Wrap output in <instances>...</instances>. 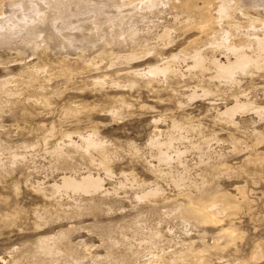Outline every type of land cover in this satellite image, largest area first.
Masks as SVG:
<instances>
[{
    "label": "rangeland",
    "instance_id": "rangeland-1",
    "mask_svg": "<svg viewBox=\"0 0 264 264\" xmlns=\"http://www.w3.org/2000/svg\"><path fill=\"white\" fill-rule=\"evenodd\" d=\"M58 2L0 0V264H264V0Z\"/></svg>",
    "mask_w": 264,
    "mask_h": 264
},
{
    "label": "bare ground",
    "instance_id": "bare-ground-1",
    "mask_svg": "<svg viewBox=\"0 0 264 264\" xmlns=\"http://www.w3.org/2000/svg\"><path fill=\"white\" fill-rule=\"evenodd\" d=\"M53 3L54 2H56L57 0H51ZM62 1V0H61ZM60 0H59V2H61ZM69 2V0H66V2ZM155 1V0H154ZM59 2H58V4H59ZM65 2V3H66ZM61 3H63V2H61ZM60 3V4H61ZM64 3V4H65ZM56 4V3H55ZM57 4V5H58ZM67 4V3H66ZM65 4V5H66ZM63 5V4H62ZM44 6V5H43ZM34 9V8H33ZM32 9V11H34ZM63 9V8H62ZM222 9V8H221ZM230 9V8H229ZM36 11V10H35ZM62 11V10H61ZM37 12V11H36ZM40 12V11H39ZM208 18V17H207ZM205 20H207V19H205ZM208 21V20H207ZM207 21H204V22H207ZM210 21V20H209ZM262 40V39H261ZM233 46V45H232ZM237 47V46H236ZM262 48H263V46H262ZM241 55V57H244L245 58V56L244 55H242V54H240ZM237 57H239V56H237ZM237 57H236V59H237ZM240 58V57H239ZM241 58V59H238L239 61H241L242 63L246 60V61H248L249 59L248 58ZM235 59V60H236ZM243 59H244V61H243ZM238 61V62H239ZM245 61V62H246ZM235 62V61H234ZM240 62V63H241ZM237 63L235 62V65H236ZM231 64H229L228 66H230ZM237 65H239V64H237ZM241 65H244V64H241ZM240 65V66H241ZM231 67V66H230ZM234 67V66H233ZM232 68V67H231ZM230 68V69H231ZM221 69V68H220ZM228 70H229V68H227ZM226 69V70H227ZM233 69V68H232ZM225 69H223V71H224ZM226 70H225V72H226ZM228 70H227V73H228ZM221 71V70H220ZM223 71H221V72H223ZM233 71H235V70H233ZM233 71L231 70V72L233 73ZM229 74V73H228ZM238 105L239 104H237V106L235 107V109L237 108L238 109ZM233 107V106H232ZM228 108L227 109V113H229L230 111L232 112L233 111V109H234V107L233 108ZM240 107V106H239ZM243 107V106H242ZM242 107H241V109H242ZM234 109V110H235ZM240 109V108H239ZM81 179V178H80ZM100 183L101 182H99V180H95V179H92L90 176H86L85 178H83L82 177V179L80 180V181H76V180H74V178H70V177H64L63 178V180H62V186H59V188L61 187V188H64L65 187V189L66 188H70V190L72 189V191L74 190V189H78V190H80V189H84V191H85V189L86 190H88V189H90L92 186L94 187V188H92V189H95L96 187V189H98L99 187H100ZM56 186V185H55ZM91 186V187H90ZM99 186V187H98ZM60 188V189H61ZM88 188V189H87ZM59 189V190H60ZM77 190V191H78ZM100 190V189H99ZM75 192V191H74ZM228 195V194H227ZM227 195L225 196V197H227ZM215 196V195H214ZM212 198V197H211ZM214 199V198H213ZM224 199V198H223ZM225 200V199H224ZM228 200V199H227ZM227 200H225V201H227ZM232 200V199H231ZM201 201V200H200ZM229 201H230V199H229ZM198 202H199V200H198ZM219 202V201H218ZM217 202V203H218ZM197 204V203H196ZM219 204H220V202H219ZM224 204V203H223ZM216 205V204H215ZM224 206H225V204H224ZM207 203H199V205L198 206H195V207H190V206H183V207H181V213H182V215L183 214H187V217H188V215H192L193 216V218L195 217L196 219L197 218H200V219H202L203 221L205 220V222L207 221V222H212V221H214V217L212 218L211 217V214L209 215L208 213H213V212H208L207 213ZM219 208H221V207H219ZM207 210V211H206ZM214 211V210H213ZM225 212H227V211H225ZM215 213V212H214ZM213 213V214H214ZM226 214V213H225ZM192 218V217H191ZM216 218V217H215ZM217 219V218H216ZM219 223V222H218ZM212 224H215V223H213L212 222ZM217 225V224H216ZM223 230H224V228H222ZM232 230V229H231ZM224 232V231H223ZM226 232V231H225ZM229 233V232H228ZM221 234H222V232H221ZM233 234V233H232ZM232 234H229V235H231L232 236ZM231 236H229V237H231ZM44 239V238H43ZM48 239V238H47ZM56 239V238H55ZM41 241V240H40ZM44 242V241H43ZM46 242V241H45ZM57 243V242H56ZM43 244V243H42ZM41 243H40V247H41V245H42ZM45 244V243H44ZM42 245V247H41V251L43 250V252H45V253H47L48 255H50V257H51V252L52 251H54V250H52V245L51 246H49L48 244L46 245ZM54 248V247H53ZM57 249V248H56ZM56 253H58V252H56ZM43 254V253H42ZM60 255V254H59ZM35 256V255H34ZM44 256V255H43ZM21 258V257H20ZM16 259V258H15ZM53 259V258H52ZM51 259V260H52ZM56 259V258H55ZM14 260V259H13ZM60 260V259H59ZM56 262V261H55ZM13 263V262H12ZM51 264V263H50ZM54 264V263H53Z\"/></svg>",
    "mask_w": 264,
    "mask_h": 264
}]
</instances>
